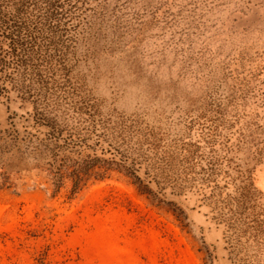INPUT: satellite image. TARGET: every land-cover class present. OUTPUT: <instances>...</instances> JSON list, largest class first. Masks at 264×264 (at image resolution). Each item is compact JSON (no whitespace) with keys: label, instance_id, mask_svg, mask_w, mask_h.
Returning <instances> with one entry per match:
<instances>
[{"label":"rangeland","instance_id":"1","mask_svg":"<svg viewBox=\"0 0 264 264\" xmlns=\"http://www.w3.org/2000/svg\"><path fill=\"white\" fill-rule=\"evenodd\" d=\"M37 1L17 73L0 56V264H264V0ZM40 98L108 133L140 186L18 181Z\"/></svg>","mask_w":264,"mask_h":264},{"label":"trees","instance_id":"2","mask_svg":"<svg viewBox=\"0 0 264 264\" xmlns=\"http://www.w3.org/2000/svg\"><path fill=\"white\" fill-rule=\"evenodd\" d=\"M36 2L38 1L0 0V56L10 59V65H13L15 73L19 62L20 12L25 14L27 8ZM3 43H6V48H3ZM19 60L21 62V59ZM39 100L43 102L33 106L30 113L21 117L25 122L23 127L25 136L18 141V151L12 150L13 157L18 161L13 171L18 181L26 176L31 178L30 173L33 172L34 181L46 180L55 193L62 188L66 179L71 181L72 186L69 191L73 195L78 193L89 179L103 180L111 171L116 170L118 173L132 177L140 186V181L135 175L138 171L137 167L135 168V157L130 158L116 152H120V146L116 143H107L105 137L108 133L94 134L95 129L92 130V127L95 126H92V123L86 126H92L90 129L67 128L68 124L65 121L58 122L61 117L46 107L44 98ZM30 129H34L32 133ZM29 144H32L30 151H20L21 145ZM109 146H114L115 152ZM88 150L91 152L88 153ZM9 151L0 150V190L12 188L9 172L4 168L7 166L4 157ZM98 151L100 153L97 154ZM104 153H108L106 158H103Z\"/></svg>","mask_w":264,"mask_h":264}]
</instances>
